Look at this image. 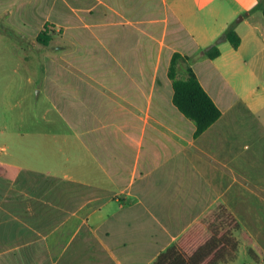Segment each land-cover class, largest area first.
<instances>
[{
	"label": "crops",
	"instance_id": "obj_1",
	"mask_svg": "<svg viewBox=\"0 0 264 264\" xmlns=\"http://www.w3.org/2000/svg\"><path fill=\"white\" fill-rule=\"evenodd\" d=\"M33 1L48 3L41 25L73 41L80 25L112 29L105 51L96 48L102 34L89 33V56L104 53L105 69L73 66L72 80H57L51 94L67 130L41 151V167L0 162L9 183L0 264H240L242 234L264 245L260 0ZM86 14L94 20L82 22ZM233 23L239 47L224 41L209 57ZM175 53L184 57L178 77L191 67L221 110L199 135L173 102ZM212 238L223 242L203 257Z\"/></svg>",
	"mask_w": 264,
	"mask_h": 264
},
{
	"label": "rangeland",
	"instance_id": "obj_2",
	"mask_svg": "<svg viewBox=\"0 0 264 264\" xmlns=\"http://www.w3.org/2000/svg\"><path fill=\"white\" fill-rule=\"evenodd\" d=\"M48 11V3L42 1H0V162L40 168L41 151H49L52 144L58 145L62 139L58 133L67 130L51 94L57 91V80H72L73 66L105 69L104 53L95 59L89 56V48L95 46L89 33L93 29L102 34L103 39L96 41V48L103 51L105 33L112 28L101 25L88 29L80 25L76 32L79 36L73 41L62 27L53 25L50 26L53 39L44 46L36 37ZM153 11L145 9L143 13ZM155 11L157 15L162 12L161 9ZM130 12L132 20L140 19V13L136 15L133 9ZM93 17L82 15V22H91ZM62 67L69 72L57 74ZM80 76L88 80V73H80ZM52 133L58 137H53ZM241 242L240 264H264L263 244L251 247L252 242L243 234Z\"/></svg>",
	"mask_w": 264,
	"mask_h": 264
},
{
	"label": "trees",
	"instance_id": "obj_3",
	"mask_svg": "<svg viewBox=\"0 0 264 264\" xmlns=\"http://www.w3.org/2000/svg\"><path fill=\"white\" fill-rule=\"evenodd\" d=\"M254 9H262L264 13V0H260ZM52 24H45L43 29L38 33L36 40L38 43L48 46L53 39V30L50 29ZM236 23L231 24L208 48L207 52L209 57H213L218 54L217 45L230 41L236 48L239 47L241 39L235 29ZM214 50L213 53L210 51ZM184 57L179 53H175L171 59L169 67V78L172 80L173 86V102L174 105L182 112L187 118L193 120L196 124L195 135H199L216 122L221 116V110L215 104L211 96L206 92L200 83L197 75L191 67H187V76L185 78L178 77V64ZM9 183L0 177V193L8 190ZM221 239L212 238L202 248V255H210L215 249V244H222ZM226 244L229 243L226 238ZM214 246V247H213ZM237 243L235 242V250ZM201 250V249H200ZM200 250L196 252L200 254ZM220 251V250H219ZM205 252H207L205 254Z\"/></svg>",
	"mask_w": 264,
	"mask_h": 264
}]
</instances>
